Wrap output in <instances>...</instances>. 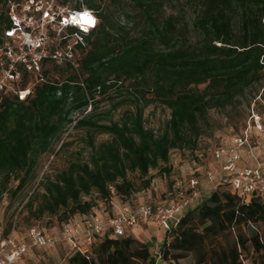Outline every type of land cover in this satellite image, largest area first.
Instances as JSON below:
<instances>
[{"label":"trees","instance_id":"16d2710c","mask_svg":"<svg viewBox=\"0 0 264 264\" xmlns=\"http://www.w3.org/2000/svg\"><path fill=\"white\" fill-rule=\"evenodd\" d=\"M8 1L0 0V42L10 28ZM85 7L96 13L98 25L82 35L76 67L44 61L40 74L22 75L17 89L30 90L25 100L0 94V198H15L35 180L38 159L66 126L75 123L86 133L88 159L46 178L43 193L28 202L32 210L38 200V217L58 216L61 231L99 214V203L130 204L133 195L150 189L151 171L173 180L171 151L197 150L211 110L235 108L254 87L264 93V0H85ZM53 72L65 79H50ZM123 92L127 98L114 103ZM106 101L113 110L128 107L121 120H100L98 107ZM151 103L169 110L159 131L144 125ZM76 112L82 117L74 122ZM96 135L109 140L96 144ZM92 193L97 198L83 199ZM13 230L10 224L5 238ZM188 258L193 264H264V199L220 184L165 231L158 253L130 235L105 230L93 236L87 253L74 252L66 261L180 264Z\"/></svg>","mask_w":264,"mask_h":264},{"label":"built area","instance_id":"2783aa9c","mask_svg":"<svg viewBox=\"0 0 264 264\" xmlns=\"http://www.w3.org/2000/svg\"><path fill=\"white\" fill-rule=\"evenodd\" d=\"M7 8L10 28L4 31L0 42V94L12 92L20 100H25L30 90L17 89L23 73L40 74L44 61L75 68L76 47L83 43L82 35L96 28L98 18L94 11L85 7H69L63 0H9ZM69 29L76 32L68 34ZM251 121L254 129L262 131L258 116H252ZM249 128L250 125L240 136L222 140L212 156L228 174L221 184L243 195H258L264 199V171L238 168L241 150L251 143ZM205 177L212 181L214 174L207 171ZM199 193L198 178L175 179L168 205L143 204L133 207L131 204H111L112 216L109 213L106 217L97 214L85 220L80 227L64 226L56 235L30 228L25 243L17 242L13 236L0 241V264H19L33 249L53 251L62 243L70 245L73 252L85 254L93 236L101 235L105 230H110L117 237L138 226L169 230L188 208L196 204ZM80 238L85 241L86 248L78 245Z\"/></svg>","mask_w":264,"mask_h":264},{"label":"rangeland","instance_id":"374dc122","mask_svg":"<svg viewBox=\"0 0 264 264\" xmlns=\"http://www.w3.org/2000/svg\"><path fill=\"white\" fill-rule=\"evenodd\" d=\"M69 7H75L78 4L80 7H85V0H69L67 2ZM123 5V4H122ZM124 7V5H123ZM86 8V7H85ZM175 13L173 9H168V13ZM189 16L192 15V11L187 12ZM60 77L55 72L49 75L52 80L62 81L65 79ZM35 78V77H34ZM33 78V79H34ZM32 81V80H31ZM260 87H254L248 90L244 97L239 99L235 108H228L226 110L213 109L209 112V128H206L204 134L200 137L198 142V148L195 152L190 150H173L170 153L169 162L172 165L173 180H169L167 177L161 175L157 170L151 171L150 175L153 176V181L150 189L146 192H139L132 197L130 203L133 207L143 204H160L165 201V196L169 194V190L172 182L175 179L189 177V174L198 176L199 171L203 172L207 170V165L212 163V153L215 148L220 146L222 140L234 136H238L245 126L250 125L249 131L253 136V158L252 161L260 168L264 169V93ZM127 98V95L123 92L121 96L115 95L114 103ZM97 116H101L102 122L107 123L109 120L119 121L122 119L124 112L128 108L123 106L117 110L112 109V102L106 101L101 103L98 107ZM110 112L106 115H100L102 112ZM89 111L84 113V115ZM258 116L260 118V124L262 131L254 129L251 117ZM82 117L80 112L73 113L71 120L76 122ZM169 119V110L156 103L149 104L143 113L144 125L148 129L155 131L161 130L165 122ZM75 123L66 126L61 139L57 144H54L51 151L43 154L38 159L36 178L30 182L26 188L19 193L15 198L9 194H4L0 198V241L5 238V231L11 224L14 230L10 232V236L18 233L19 237H24L27 230L30 228H37L45 233L56 235L61 231L62 223L59 221L58 216H50L44 214L41 217L36 216L34 213L35 207L38 204V200L34 201V207L32 210L28 208V202L34 193H43V184L46 178H54V176L63 170L72 161H84L88 159L89 148L87 147L86 133L84 130L75 129ZM244 131V130H243ZM109 140L107 135H96L95 142L99 144ZM195 168H194V167ZM192 172V173H191ZM132 180H136V177L131 176ZM16 181L11 182L12 187H15ZM89 198H97L96 193H92L90 197H84V200ZM94 209L99 215L105 216L110 214V207L101 206ZM157 229L153 226H148ZM8 235V236H9ZM157 234L153 231H149L144 226L136 231L133 238L146 243L150 246L151 254L159 252L160 244L157 242ZM156 236V237H155ZM162 239V238H161ZM163 240V239H162ZM22 242H26L24 239ZM160 242V241H159ZM162 242V241H161ZM66 246L55 248L53 251L45 249H34L33 252L23 258L21 264H67L65 258ZM180 264H193L191 258L183 260ZM245 264H250L246 261Z\"/></svg>","mask_w":264,"mask_h":264},{"label":"crops","instance_id":"0c3cea01","mask_svg":"<svg viewBox=\"0 0 264 264\" xmlns=\"http://www.w3.org/2000/svg\"><path fill=\"white\" fill-rule=\"evenodd\" d=\"M253 147H254L253 146V142H251L249 146H247V147H245L244 149L241 150V152H240L241 159H240V162L238 163V168L239 169L255 170V171H264V169L258 167L252 161V158H253V156H252L253 152L252 151L255 150V149H253ZM211 162L212 163H209L206 166L207 167V170L206 171H203V172L202 171L201 172L199 171L198 176L193 175L194 173L193 174H189V177L188 178L196 177V178H198V181H199V190H200V193H199V195H198V197L196 199V204L201 203L202 201L206 200L209 197V195L217 188V186H219L222 183V180L225 177L228 176V174L223 171L222 165L220 164V162L214 161L213 158H212V161ZM207 171H210V172H212L214 174V179L212 181L208 180L205 177V173ZM171 196H172V193L171 194L169 193L167 196H165V201H163V203L161 202L159 205H168L170 203ZM141 227H143V226H138L135 229H128V230H126V234L133 237V235H135L136 231H138L139 228L141 229ZM144 227L147 228L149 231H153V233H156L157 234L156 235L157 236V242L158 243H161L162 239L164 238L165 231L159 230V231L156 232V230L154 228H151V227H148V226H144ZM13 238L17 242L25 243V242H22V241L25 239L26 242H27V240H28L27 232H26V234H25L24 237H19L18 236V233H16L15 235L13 234ZM78 245L81 248H86V243H85V241L82 238H80V240L78 241ZM61 246H66V248H68V250L66 249V254H65V258L66 259L72 253H74L73 250L71 249V246L70 245H68L66 243H62V244H59L57 247H61ZM33 250L29 251L24 256V258L26 256L30 255L33 252ZM22 262H23V259H22V261L19 264H21Z\"/></svg>","mask_w":264,"mask_h":264}]
</instances>
